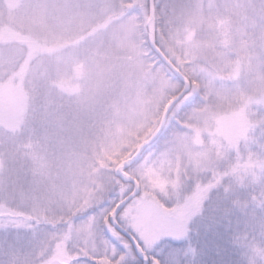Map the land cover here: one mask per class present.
<instances>
[{
    "label": "snow or ice",
    "instance_id": "6c2138e0",
    "mask_svg": "<svg viewBox=\"0 0 264 264\" xmlns=\"http://www.w3.org/2000/svg\"><path fill=\"white\" fill-rule=\"evenodd\" d=\"M220 225L264 264V0H0V264H199Z\"/></svg>",
    "mask_w": 264,
    "mask_h": 264
},
{
    "label": "trees",
    "instance_id": "16d2710c",
    "mask_svg": "<svg viewBox=\"0 0 264 264\" xmlns=\"http://www.w3.org/2000/svg\"><path fill=\"white\" fill-rule=\"evenodd\" d=\"M200 221L196 225H200ZM228 233L223 225L209 231L201 227L199 235L193 233V240L201 250L199 264H240L241 254L227 240ZM222 246V251L218 250Z\"/></svg>",
    "mask_w": 264,
    "mask_h": 264
}]
</instances>
